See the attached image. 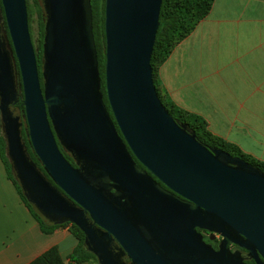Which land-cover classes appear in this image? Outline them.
Wrapping results in <instances>:
<instances>
[{"label": "water", "instance_id": "obj_1", "mask_svg": "<svg viewBox=\"0 0 264 264\" xmlns=\"http://www.w3.org/2000/svg\"><path fill=\"white\" fill-rule=\"evenodd\" d=\"M161 2H104L111 117L100 91L90 0H42V86L26 0H0L26 134L53 184L27 155L11 110L20 94L0 28V119L14 177L41 219L70 222L84 233L99 264H247L230 244L264 264V173L203 145L157 94L150 58ZM197 228L220 235L219 249Z\"/></svg>", "mask_w": 264, "mask_h": 264}, {"label": "crops", "instance_id": "obj_2", "mask_svg": "<svg viewBox=\"0 0 264 264\" xmlns=\"http://www.w3.org/2000/svg\"><path fill=\"white\" fill-rule=\"evenodd\" d=\"M161 94L207 129L264 160V0H213L207 15L157 67ZM68 226L43 233L0 156V264H28L56 246L63 264L76 245Z\"/></svg>", "mask_w": 264, "mask_h": 264}, {"label": "trees", "instance_id": "obj_3", "mask_svg": "<svg viewBox=\"0 0 264 264\" xmlns=\"http://www.w3.org/2000/svg\"><path fill=\"white\" fill-rule=\"evenodd\" d=\"M104 2L105 0H90L91 11H92V32L94 36V42L96 47L98 70L100 75V91L102 93L103 102L110 113L109 104L106 98V91L104 87V63H105V36H104ZM213 0H162L159 12V26L155 36V42L153 45V50L151 53L150 64L152 66V77L156 87L157 94L168 110L172 117L180 124H186L194 132L195 137L203 145L208 147H218L233 156H238L245 161L255 165L264 173V160H259L250 154L243 152L238 148L237 145L224 140L223 138L213 135L206 127V123L200 116L187 112L178 108L174 103L168 100L161 94L158 86V81L156 77L157 67L168 57L174 45L188 35L198 24V22L203 19L210 10ZM27 14L28 17L34 7L38 13V37H37V47L35 49L36 62L38 67L39 79L41 86L43 85V64L45 62L44 54V37H45V9L42 5V0H26ZM1 34L6 40L7 47L12 53V57L15 65V75H16V85L17 91L20 96L14 104H11V110L14 115L19 118L21 123V138L26 149V153L29 158L36 164L37 168L46 176L48 180L51 181L43 166L41 165L38 157L34 153L29 137L26 134L25 127L27 125L24 106L22 102V87L19 75V69L16 59L13 55V49L7 31L6 22L1 12V22H0ZM112 117V114L110 113ZM115 123V122H114ZM116 125V124H115ZM57 144L66 157V159L74 166L77 165L75 158L69 153L63 145L60 143L56 137ZM0 156L4 163L9 179L13 182L18 194L20 195L24 204L28 207L33 217L38 221L40 229L43 233H52L56 228L62 226H68L70 233L76 238V245L73 247L72 251L68 255L69 263H80V262H97L95 255L87 249L84 243V233L73 223L64 222L61 224H50L41 219L30 204L25 199L20 186L18 185L10 164V161L6 152V142L3 136L2 122L0 119ZM135 159V158H134ZM135 161L138 165H141L136 159ZM53 184V182L51 181ZM124 259L129 261L125 256ZM28 264H63L60 257L58 248L52 246L40 256L29 262Z\"/></svg>", "mask_w": 264, "mask_h": 264}, {"label": "flooded vegetation", "instance_id": "obj_4", "mask_svg": "<svg viewBox=\"0 0 264 264\" xmlns=\"http://www.w3.org/2000/svg\"><path fill=\"white\" fill-rule=\"evenodd\" d=\"M1 22V21H0ZM138 164V163H137ZM197 231L202 235L205 243L209 244L214 250L219 249V243L222 237L218 234H213L207 229L197 228ZM230 251L237 252L238 256L247 264H255V261L248 257V253L245 249L238 246L237 244L229 245Z\"/></svg>", "mask_w": 264, "mask_h": 264}, {"label": "rangeland", "instance_id": "obj_5", "mask_svg": "<svg viewBox=\"0 0 264 264\" xmlns=\"http://www.w3.org/2000/svg\"><path fill=\"white\" fill-rule=\"evenodd\" d=\"M29 3H31V0H29ZM28 24H29V32H30L31 40L34 49H36L39 24H38V13L34 7H32V11L28 17ZM92 264H97V262L92 261Z\"/></svg>", "mask_w": 264, "mask_h": 264}]
</instances>
